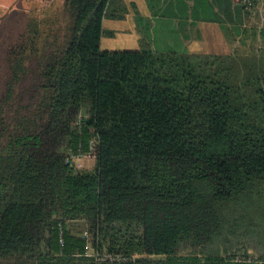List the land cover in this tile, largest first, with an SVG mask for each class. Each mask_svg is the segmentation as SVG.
<instances>
[{
	"label": "trees",
	"instance_id": "obj_1",
	"mask_svg": "<svg viewBox=\"0 0 264 264\" xmlns=\"http://www.w3.org/2000/svg\"><path fill=\"white\" fill-rule=\"evenodd\" d=\"M256 2L226 31L248 38ZM126 12L66 0L10 43L0 264H264V26L248 52L103 49Z\"/></svg>",
	"mask_w": 264,
	"mask_h": 264
},
{
	"label": "crops",
	"instance_id": "obj_2",
	"mask_svg": "<svg viewBox=\"0 0 264 264\" xmlns=\"http://www.w3.org/2000/svg\"><path fill=\"white\" fill-rule=\"evenodd\" d=\"M124 1L128 12L122 18L104 19L105 29L114 35L103 36V49L137 50L151 46L159 51L229 52L223 51L225 40L219 32L230 26L228 17L236 8L233 0ZM257 4L264 6V0H258ZM138 16L143 18L140 23ZM204 46L214 48L204 50Z\"/></svg>",
	"mask_w": 264,
	"mask_h": 264
},
{
	"label": "rangeland",
	"instance_id": "obj_3",
	"mask_svg": "<svg viewBox=\"0 0 264 264\" xmlns=\"http://www.w3.org/2000/svg\"><path fill=\"white\" fill-rule=\"evenodd\" d=\"M258 1V0H257ZM66 0H0V85H3L6 79L7 67H6V55L10 43L13 42L15 36H17L25 28L26 23L31 17H40L44 19L46 15L49 18L56 19L59 17L58 13L64 9ZM249 14H246L250 22L247 21L249 31L247 33L248 38L244 35H236L229 29L222 31L220 34L223 37L224 50L232 52L237 50L239 52H248L252 45H259L258 41L252 36V27L260 29L264 26V6L256 5L251 8L248 7ZM247 19V20H248ZM208 46H204V50H207ZM199 48V47H198ZM214 48L213 46L208 49ZM74 164L78 169H94L96 159L94 153H89L84 156H75ZM80 230H84V234L88 237L93 235V232L89 231L88 226L83 225L80 221ZM93 247L90 245V252L93 254Z\"/></svg>",
	"mask_w": 264,
	"mask_h": 264
},
{
	"label": "built area",
	"instance_id": "obj_4",
	"mask_svg": "<svg viewBox=\"0 0 264 264\" xmlns=\"http://www.w3.org/2000/svg\"><path fill=\"white\" fill-rule=\"evenodd\" d=\"M236 3L251 4L253 0H234ZM100 260H126L125 256L113 255L111 253L97 254Z\"/></svg>",
	"mask_w": 264,
	"mask_h": 264
}]
</instances>
